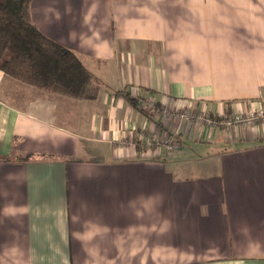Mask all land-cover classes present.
Here are the masks:
<instances>
[{"label":"crops","instance_id":"crops-1","mask_svg":"<svg viewBox=\"0 0 264 264\" xmlns=\"http://www.w3.org/2000/svg\"><path fill=\"white\" fill-rule=\"evenodd\" d=\"M32 15L100 86L72 98L0 69V264H264V122L183 123L169 151L179 123L147 104L264 107V0H33Z\"/></svg>","mask_w":264,"mask_h":264},{"label":"trees","instance_id":"trees-1","mask_svg":"<svg viewBox=\"0 0 264 264\" xmlns=\"http://www.w3.org/2000/svg\"><path fill=\"white\" fill-rule=\"evenodd\" d=\"M32 4L33 0H0V69L49 94L72 98L96 95L99 79L74 50L41 31L33 20ZM124 95L141 112L151 115L141 99L129 92ZM134 142L142 149L138 139Z\"/></svg>","mask_w":264,"mask_h":264},{"label":"built area","instance_id":"built-area-1","mask_svg":"<svg viewBox=\"0 0 264 264\" xmlns=\"http://www.w3.org/2000/svg\"><path fill=\"white\" fill-rule=\"evenodd\" d=\"M133 97L141 98V95L139 92L132 93ZM147 104L150 106V108L153 111L161 113L164 118L170 121H177L179 123V126L174 129V132H170L167 137L164 140V143L167 146V149L169 151H173L175 149V133L180 131L181 124L187 123V122H195L204 124L206 126H218L222 125L227 128H230L231 126L237 124L240 126L250 127L252 125H255L256 123L262 121L264 122V107L261 105H257L256 107L252 109H248L246 111H232L229 114H223V115H217L212 116L211 114L203 111V110H197L196 108H186V109H180V108H173L166 104H161L157 102L154 98H148ZM161 121V120H160ZM144 134V133H142ZM143 136V135H142ZM132 141L134 142V139L130 137L123 138V141ZM150 141L152 143H159V139L155 136H150Z\"/></svg>","mask_w":264,"mask_h":264}]
</instances>
